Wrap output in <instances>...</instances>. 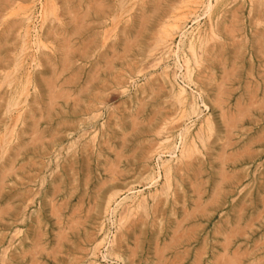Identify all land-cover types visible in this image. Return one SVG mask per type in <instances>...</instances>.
I'll return each mask as SVG.
<instances>
[{
    "label": "rangeland",
    "instance_id": "obj_1",
    "mask_svg": "<svg viewBox=\"0 0 264 264\" xmlns=\"http://www.w3.org/2000/svg\"><path fill=\"white\" fill-rule=\"evenodd\" d=\"M0 20V264H264V0Z\"/></svg>",
    "mask_w": 264,
    "mask_h": 264
},
{
    "label": "bare ground",
    "instance_id": "obj_2",
    "mask_svg": "<svg viewBox=\"0 0 264 264\" xmlns=\"http://www.w3.org/2000/svg\"><path fill=\"white\" fill-rule=\"evenodd\" d=\"M0 1H1V0H0ZM4 1H5V0H4ZM185 1H186V0H185ZM179 2H180V1H179ZM3 6H4V5H3ZM186 6H187V5H186ZM22 8H23V7H22ZM171 18H172V17H171ZM2 19H3V18H2ZM0 21H1V20H0ZM171 25H172V24H171ZM173 25H175V24H173ZM173 25H172V26H173ZM173 27H175V26H173ZM1 69H2V68H1ZM0 72H1V71H0ZM6 76H7V75H6ZM25 85H26V84H25ZM27 85H28V84H27ZM27 85H26V86H27ZM47 87H48V86H47ZM25 91H26V90H25ZM25 94H26V93H25ZM22 96H23V94H22ZM24 97H25V96H24ZM19 106H20V105H19ZM16 110H17V109H16ZM19 113H20V111H19L18 113H16V116H18ZM3 146H4V145H3ZM5 146H6V145H5ZM5 146H4V147H5ZM1 148H2V147H1ZM3 149H4V148H3Z\"/></svg>",
    "mask_w": 264,
    "mask_h": 264
}]
</instances>
